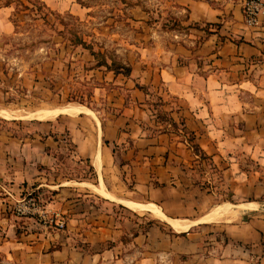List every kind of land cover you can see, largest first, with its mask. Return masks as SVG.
Returning <instances> with one entry per match:
<instances>
[{"label":"crops","instance_id":"0c3cea01","mask_svg":"<svg viewBox=\"0 0 264 264\" xmlns=\"http://www.w3.org/2000/svg\"><path fill=\"white\" fill-rule=\"evenodd\" d=\"M40 1L58 12L76 6ZM244 1L172 0L176 19L166 30L150 28L134 6L130 14L150 42L137 46L128 76L101 72L117 86L114 116L86 123L81 115L90 112L80 113L68 123H37L32 138L0 135L1 212L25 191L48 193L45 209L66 223L46 231L32 219L0 216V264H264V13L247 26ZM11 15L0 7L4 33L12 31ZM63 132L73 149L66 158L84 161L96 185L58 171ZM192 147L223 177L234 205L219 204L211 180L205 187L190 181ZM127 177L149 202L114 194ZM224 205L233 216L205 220ZM142 211L166 225L151 219L143 227ZM170 221L189 225L178 231Z\"/></svg>","mask_w":264,"mask_h":264},{"label":"rangeland","instance_id":"374dc122","mask_svg":"<svg viewBox=\"0 0 264 264\" xmlns=\"http://www.w3.org/2000/svg\"><path fill=\"white\" fill-rule=\"evenodd\" d=\"M20 1V5H27L30 9L23 11L17 4L19 12L9 19L12 31L4 33L0 30V111H8L13 115L12 118L0 115V135L11 132L20 138H32L37 123L50 125L78 119L77 116L64 114L45 120L28 117L37 112L80 106L85 110L83 113L90 112L89 115H81L87 119L86 123H90L88 119L103 120L114 116L116 113L110 106L113 98L111 89L117 86L102 78L105 67L96 66L102 61L111 65V68L126 66L136 58L139 43L150 42L146 35L150 33L135 23L130 10L134 6L142 9L148 16L150 28L154 29L171 28L176 19L171 14L172 0H74L76 6L59 12L48 5L49 10L45 11L32 0ZM13 10L14 7H11V12ZM75 35L85 41L89 49L73 47L70 42L74 41ZM159 120L167 121L164 116H160ZM56 135L58 133L51 134V137L56 139ZM61 136L66 144L63 145V151H60L62 168L58 169V165V171L64 175L68 173L69 176L65 178L96 185L97 177L92 175L84 161L76 164L68 161L66 156H72L73 149L68 142V134L63 132ZM184 136L190 140L189 136ZM192 149L198 159L189 169L190 181L205 187L207 183L211 184V180L221 196L219 204L234 205V198L228 192L223 177L216 173L203 154L194 147ZM117 184L119 189L114 194L120 198L126 201L138 200L144 204L150 201L146 194H136L131 190L133 182L129 177ZM77 189L83 190L81 186ZM93 193L94 197L103 200L104 195ZM40 198L46 204L50 194H41ZM112 204L118 214L124 213V210L117 208L120 206L116 201ZM12 207L10 204L5 212H1L0 208V216L14 215ZM227 207L224 205L216 210ZM142 212H146L141 217L143 227H147L154 218L149 217V211ZM154 221L160 227L166 225L160 219Z\"/></svg>","mask_w":264,"mask_h":264},{"label":"built area","instance_id":"2783aa9c","mask_svg":"<svg viewBox=\"0 0 264 264\" xmlns=\"http://www.w3.org/2000/svg\"><path fill=\"white\" fill-rule=\"evenodd\" d=\"M244 23L247 26L258 24L260 13H264V1L245 0L242 3ZM15 216L21 218H33L46 231H60L66 226L64 217L59 213L49 212L45 209V203L35 191H25L20 200L12 207Z\"/></svg>","mask_w":264,"mask_h":264},{"label":"bare ground","instance_id":"6f19581e","mask_svg":"<svg viewBox=\"0 0 264 264\" xmlns=\"http://www.w3.org/2000/svg\"><path fill=\"white\" fill-rule=\"evenodd\" d=\"M84 111H85L84 108L80 107V106H68L67 108H61V109H58L55 111L37 112V113L31 114L28 117H34V119H37V120H45V119L53 118V117L60 115V114H64V115H68V116H76L80 113H83ZM0 115L4 118H12V116H13L8 111L7 112L6 111H0ZM17 117H18V115H17ZM19 117H21V116H19ZM144 208H148L155 217L163 218V216L159 213V210L157 208H153L151 206H149V207L145 206ZM233 215H234V213L229 209V207H227V208H223L220 210H216L212 216H210V217L208 216L207 218H205V220L206 221H216V220H220V219L223 220V219H226V218L231 217ZM170 223L178 231L185 230L189 225L186 223H179V222H174V221H170Z\"/></svg>","mask_w":264,"mask_h":264},{"label":"trees","instance_id":"16d2710c","mask_svg":"<svg viewBox=\"0 0 264 264\" xmlns=\"http://www.w3.org/2000/svg\"><path fill=\"white\" fill-rule=\"evenodd\" d=\"M34 1L40 8L42 6V9H44L45 11H48V7L43 4L40 0H32ZM22 1L20 0H0V7H14V10L12 12V17L14 15H16L19 10L17 9V4L19 5V7H22L23 11H26L28 9H30L27 5H20ZM88 8V7H87ZM72 44L73 47H77L80 46L84 49H89V46L85 43V41H83L80 37L78 36H74V41L70 42ZM105 67L107 70L112 71L115 74L121 73L124 76H128L129 72H130V68L127 66H116L114 68H111V65H108L105 61L100 62L99 64H97L96 67ZM170 123H173L172 121H169ZM189 136V135H188ZM197 149V147H194Z\"/></svg>","mask_w":264,"mask_h":264}]
</instances>
